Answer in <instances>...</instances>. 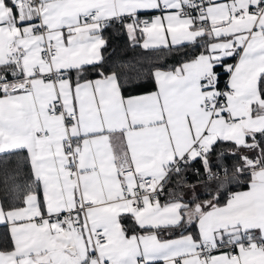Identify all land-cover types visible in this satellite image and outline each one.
<instances>
[{
    "label": "snow or ice",
    "instance_id": "1",
    "mask_svg": "<svg viewBox=\"0 0 264 264\" xmlns=\"http://www.w3.org/2000/svg\"><path fill=\"white\" fill-rule=\"evenodd\" d=\"M0 264H264V0H0Z\"/></svg>",
    "mask_w": 264,
    "mask_h": 264
},
{
    "label": "trees",
    "instance_id": "2",
    "mask_svg": "<svg viewBox=\"0 0 264 264\" xmlns=\"http://www.w3.org/2000/svg\"><path fill=\"white\" fill-rule=\"evenodd\" d=\"M109 52L113 55V58H130L143 54V50L140 48H137L135 51H132L128 45L127 37L125 35L117 34H113L110 39Z\"/></svg>",
    "mask_w": 264,
    "mask_h": 264
},
{
    "label": "crops",
    "instance_id": "3",
    "mask_svg": "<svg viewBox=\"0 0 264 264\" xmlns=\"http://www.w3.org/2000/svg\"><path fill=\"white\" fill-rule=\"evenodd\" d=\"M243 190V189H242Z\"/></svg>",
    "mask_w": 264,
    "mask_h": 264
}]
</instances>
